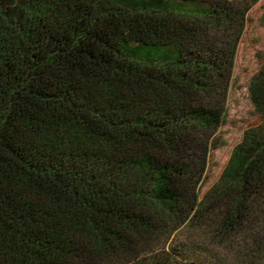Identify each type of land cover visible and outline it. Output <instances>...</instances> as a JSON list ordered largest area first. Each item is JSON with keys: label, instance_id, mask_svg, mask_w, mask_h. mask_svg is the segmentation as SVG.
Wrapping results in <instances>:
<instances>
[{"label": "trees", "instance_id": "16d2710c", "mask_svg": "<svg viewBox=\"0 0 264 264\" xmlns=\"http://www.w3.org/2000/svg\"><path fill=\"white\" fill-rule=\"evenodd\" d=\"M203 1L0 0V264H264V62L199 193L229 36Z\"/></svg>", "mask_w": 264, "mask_h": 264}, {"label": "rangeland", "instance_id": "374dc122", "mask_svg": "<svg viewBox=\"0 0 264 264\" xmlns=\"http://www.w3.org/2000/svg\"><path fill=\"white\" fill-rule=\"evenodd\" d=\"M227 1L228 11H219L215 15L224 22L229 35L216 58L218 67L227 77L224 116L215 132V145L210 147L204 177L199 186L200 196L218 179L243 131L261 121L250 102L248 84L264 62V0ZM220 255H223L224 260L230 259L223 251ZM202 257V263H216Z\"/></svg>", "mask_w": 264, "mask_h": 264}]
</instances>
